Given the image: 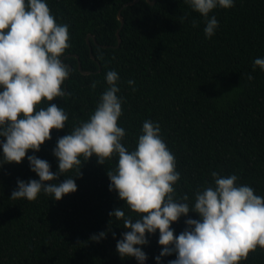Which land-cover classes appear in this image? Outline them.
<instances>
[{"label":"trees","instance_id":"16d2710c","mask_svg":"<svg viewBox=\"0 0 264 264\" xmlns=\"http://www.w3.org/2000/svg\"><path fill=\"white\" fill-rule=\"evenodd\" d=\"M129 1L47 0L57 23L69 25L70 48L61 59L71 71L61 86L65 96L37 107L55 103L68 120L63 129L51 130V139L38 152L29 150L21 163L0 166V264H138L134 257L117 253V240L126 229L122 219L109 216L117 208L133 219L142 215L109 190L107 171H115L116 154L103 165L95 155L86 162L81 156L80 170L75 166L55 181L75 176L77 190L58 201L43 192L31 201L10 198L18 179H39L28 155L58 171L53 154L57 139L89 119L108 87V70L120 77L118 126L126 132L124 146L135 148L146 119L159 123L180 172L174 199L187 194L191 207L195 192L213 184L212 171L235 174L238 184L264 197V71L259 66L253 70V60L264 58V0H234L231 8L214 9L209 16L215 15L218 28L210 38L203 31L205 18L184 0H139L124 6ZM119 11L125 23L117 47ZM188 218L200 219L191 211L181 216L171 225L174 235L185 230ZM102 231L105 238L90 239ZM158 237V230L147 234L148 244L140 246L146 264H156L163 247ZM175 258L174 253L163 257V264ZM239 264H264V249L258 246Z\"/></svg>","mask_w":264,"mask_h":264},{"label":"clouds","instance_id":"9594fccd","mask_svg":"<svg viewBox=\"0 0 264 264\" xmlns=\"http://www.w3.org/2000/svg\"><path fill=\"white\" fill-rule=\"evenodd\" d=\"M184 3L205 18L207 38L218 28L215 15L209 13L217 7L234 6V0ZM69 40V25L57 23L47 0H0V137L5 138L0 140V166L21 163L29 150L38 152L51 139L52 129L65 127L68 115L62 107L55 103L37 106L66 94L61 86L71 69L61 57L70 48ZM256 66L264 71V58H255L253 70ZM252 78L249 74L248 79ZM119 79L116 70H108V87L89 119L57 139L53 154L58 159V171H51L48 161L28 155L30 169L39 179H18L10 198L31 201L43 192L58 201L77 190L75 176L55 182L60 174L75 166L80 170L93 155L103 165L106 158L116 154L115 171H107L109 190H115L131 211L142 214L133 219L122 208L109 213L111 219H122L126 229L116 243L121 258L134 257L138 264H146L148 257L140 246L147 245V234L157 230V242L163 247L154 258L156 264H163L162 258L173 253L176 258L167 264H239L258 246L264 249V197L254 194L252 187L238 184L237 175L222 176L212 171L213 184L198 189L190 207L187 194L174 199L173 185L180 180V172L158 122L146 119L135 148L124 146L126 132L118 126L123 100L117 95ZM128 84L134 85V81ZM91 86L95 88L96 82ZM190 211L200 219L188 218L185 230L174 235L171 225ZM106 235L102 231L90 239L99 242Z\"/></svg>","mask_w":264,"mask_h":264},{"label":"water","instance_id":"95a60500","mask_svg":"<svg viewBox=\"0 0 264 264\" xmlns=\"http://www.w3.org/2000/svg\"><path fill=\"white\" fill-rule=\"evenodd\" d=\"M138 1H139V0H132V1H129V2H127L124 6L133 5V4L137 3ZM147 1H148L149 3H151V4H154V3L156 2V0H147ZM118 18H119L120 21H121V25H120V28L117 30V37H118V44H117V47H119V46L121 45L122 38H121V35H120V30L123 28L124 23H125V19H124L123 15L121 14V11H119V13H118ZM90 36H92V34H89L88 37H87V41H88V43H90V41H89V37H90ZM94 39H95V37H94ZM90 53H91L92 57L95 58L94 55H93V51H92V48H91V47H90ZM79 68L81 69V64H80V63H79ZM84 73H88V71H84Z\"/></svg>","mask_w":264,"mask_h":264}]
</instances>
